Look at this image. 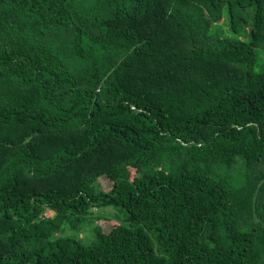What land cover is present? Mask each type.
Wrapping results in <instances>:
<instances>
[{"label": "trees", "instance_id": "obj_1", "mask_svg": "<svg viewBox=\"0 0 264 264\" xmlns=\"http://www.w3.org/2000/svg\"><path fill=\"white\" fill-rule=\"evenodd\" d=\"M256 49L264 0H0V264H264Z\"/></svg>", "mask_w": 264, "mask_h": 264}, {"label": "rangeland", "instance_id": "obj_2", "mask_svg": "<svg viewBox=\"0 0 264 264\" xmlns=\"http://www.w3.org/2000/svg\"><path fill=\"white\" fill-rule=\"evenodd\" d=\"M214 31L224 33L226 35H229V15L227 11H225L223 15L222 21L215 25L213 28ZM242 39L249 40L248 35H243ZM258 54V62L255 66L256 72H262L264 70V52L261 49H256ZM99 184L101 189L107 191L110 190L112 187V182L107 177H100ZM95 186V185H93ZM47 215H51V212H48ZM126 216V212L118 207L108 206L103 208H95L93 210V217H96L98 220L96 223L100 225L102 230L104 232L110 231V229L114 226L115 222H122L124 221ZM84 230L81 232V240L84 244L92 245L96 241V236L94 232V228L84 225ZM69 229H66V232H68Z\"/></svg>", "mask_w": 264, "mask_h": 264}]
</instances>
